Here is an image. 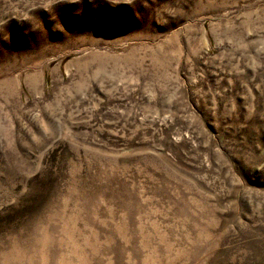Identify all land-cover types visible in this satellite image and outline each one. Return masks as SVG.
Segmentation results:
<instances>
[{"label":"rangeland","instance_id":"rangeland-1","mask_svg":"<svg viewBox=\"0 0 264 264\" xmlns=\"http://www.w3.org/2000/svg\"><path fill=\"white\" fill-rule=\"evenodd\" d=\"M0 264H264V0H0Z\"/></svg>","mask_w":264,"mask_h":264}]
</instances>
